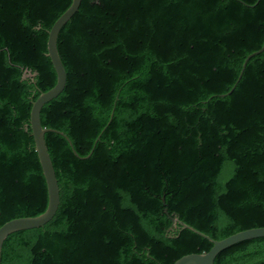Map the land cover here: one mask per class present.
I'll use <instances>...</instances> for the list:
<instances>
[{"label": "trees", "instance_id": "1", "mask_svg": "<svg viewBox=\"0 0 264 264\" xmlns=\"http://www.w3.org/2000/svg\"><path fill=\"white\" fill-rule=\"evenodd\" d=\"M71 2L0 0V226L47 207L29 118ZM263 43L264 0H81L57 38L65 87L40 112L59 205L8 235L0 264H173L212 247L165 207L214 240L264 226V51L221 96ZM214 264H264V237Z\"/></svg>", "mask_w": 264, "mask_h": 264}, {"label": "water", "instance_id": "2", "mask_svg": "<svg viewBox=\"0 0 264 264\" xmlns=\"http://www.w3.org/2000/svg\"><path fill=\"white\" fill-rule=\"evenodd\" d=\"M80 4H81V0H72L70 6L57 18V20L53 23L50 30L48 31L47 55L50 58L56 73V83L49 90L45 92H41L39 94L37 99L32 103V107L30 110L29 123H30L31 134L33 136L35 151L37 153L47 187V196H48L47 207L43 213L37 216L14 218L5 222L3 225L0 226V262H1L2 245L8 235L17 231L37 228L45 225L54 217L59 205L58 181L56 178L54 167L50 159V155L48 153V149L44 138L46 132H51L56 130L45 128L42 126L40 120V112L42 107L46 103L57 97L65 87L66 71L61 61L60 55L58 53L57 38L61 28L77 12ZM263 51H264V43L260 49L254 51L245 58L235 84L226 94H222L221 96L228 95L233 91L234 87L236 86L237 82L242 76L247 61L253 56L258 55ZM58 133L61 132L58 131ZM74 153L77 155L75 151ZM164 212L168 215L174 227L178 225L181 227V229H190L193 232L203 236L204 238L212 242V247L207 252L189 253L183 255L180 258H178L173 264H214V260L216 256L224 249L238 242H242L245 240H250L258 237H264V226H262V227H255V228L239 231L221 240H214L209 236L201 233L194 227L181 221L176 214L173 213L172 215H169L166 207L164 208Z\"/></svg>", "mask_w": 264, "mask_h": 264}]
</instances>
